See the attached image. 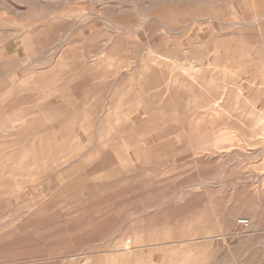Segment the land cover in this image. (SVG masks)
<instances>
[{
    "label": "rangeland",
    "instance_id": "rangeland-1",
    "mask_svg": "<svg viewBox=\"0 0 264 264\" xmlns=\"http://www.w3.org/2000/svg\"><path fill=\"white\" fill-rule=\"evenodd\" d=\"M0 264H264V0H0Z\"/></svg>",
    "mask_w": 264,
    "mask_h": 264
},
{
    "label": "built area",
    "instance_id": "built-area-1",
    "mask_svg": "<svg viewBox=\"0 0 264 264\" xmlns=\"http://www.w3.org/2000/svg\"><path fill=\"white\" fill-rule=\"evenodd\" d=\"M241 224H243V225H246V224H247V222H241Z\"/></svg>",
    "mask_w": 264,
    "mask_h": 264
}]
</instances>
